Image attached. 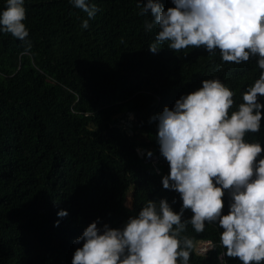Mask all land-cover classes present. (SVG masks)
<instances>
[{
	"label": "trees",
	"instance_id": "16d2710c",
	"mask_svg": "<svg viewBox=\"0 0 264 264\" xmlns=\"http://www.w3.org/2000/svg\"><path fill=\"white\" fill-rule=\"evenodd\" d=\"M147 2L87 0L98 9L89 19L72 0H25L29 36L0 32V264H72L84 243L75 241L90 224L97 222L100 234L104 225L123 230L148 201L167 200L180 213V193L163 187L170 164L155 118L208 79L234 92L230 115L264 71L258 56L235 64L203 46L174 51L165 42L152 52L158 28L145 29L152 20L151 10L141 14ZM154 2L175 7L173 0ZM6 6L0 0V12ZM257 102L264 105V96ZM260 111V131L244 139L264 149ZM139 149L162 157L160 173ZM222 201L227 215L229 190ZM62 210L66 216H58ZM193 215L184 210L182 222ZM222 232L218 221L205 222L201 233L189 223L181 234L194 242L189 264H243L226 255ZM201 240L215 247L199 253Z\"/></svg>",
	"mask_w": 264,
	"mask_h": 264
},
{
	"label": "clouds",
	"instance_id": "9594fccd",
	"mask_svg": "<svg viewBox=\"0 0 264 264\" xmlns=\"http://www.w3.org/2000/svg\"><path fill=\"white\" fill-rule=\"evenodd\" d=\"M72 2L89 19L98 11L87 0ZM24 3L25 0H7L6 9L0 12V32L21 41L29 36L23 23ZM173 3L175 7L165 11L159 3L148 0L141 9L142 15L151 10L152 20L145 21V29L158 28L155 42L149 45L152 52L165 42L174 51L203 46L213 55L219 49L224 62L240 64L258 56V67L264 70V0ZM81 27H89L88 19ZM30 48L29 44L25 52ZM258 94L264 96V71L243 93L238 110L230 115L234 92L219 79L204 80L199 90L177 100L174 109L165 107L155 118L159 122L160 151L170 164V174L162 183L165 189L180 193V213L174 212L167 200L159 204L148 201L123 230L104 225L100 234L97 222H93L76 239L75 243H84L76 249L72 264H189L194 242L181 234L189 223L196 233H201L205 222L217 221L223 228L220 243L228 257H238L243 264H262L264 159L257 162V157L264 149L258 142L244 139L247 133L260 131V109L264 105L257 102ZM124 124L131 131L130 117ZM144 150L146 155L155 154L139 149L141 156ZM224 190L230 191L233 201L227 215H222ZM186 209L194 215L190 221L182 222ZM66 215V211L58 212V216ZM200 242L204 249L196 248L199 253L215 247L208 240Z\"/></svg>",
	"mask_w": 264,
	"mask_h": 264
},
{
	"label": "built area",
	"instance_id": "2783aa9c",
	"mask_svg": "<svg viewBox=\"0 0 264 264\" xmlns=\"http://www.w3.org/2000/svg\"><path fill=\"white\" fill-rule=\"evenodd\" d=\"M141 153L142 156L145 157V161L147 163H151L158 173L161 172V164L163 163L162 157H159L155 154H152L151 156H149L148 154L146 155V150L142 151Z\"/></svg>",
	"mask_w": 264,
	"mask_h": 264
},
{
	"label": "rangeland",
	"instance_id": "374dc122",
	"mask_svg": "<svg viewBox=\"0 0 264 264\" xmlns=\"http://www.w3.org/2000/svg\"><path fill=\"white\" fill-rule=\"evenodd\" d=\"M128 200H129V203H131V196L129 197ZM201 243H202V242H200V241H198V243H197L196 248H197L198 251H201V250L204 249V247L201 245Z\"/></svg>",
	"mask_w": 264,
	"mask_h": 264
}]
</instances>
